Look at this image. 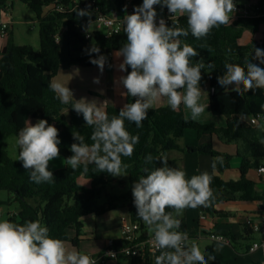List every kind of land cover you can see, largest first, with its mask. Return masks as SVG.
<instances>
[{"label":"trees","instance_id":"obj_1","mask_svg":"<svg viewBox=\"0 0 264 264\" xmlns=\"http://www.w3.org/2000/svg\"><path fill=\"white\" fill-rule=\"evenodd\" d=\"M111 1L115 11L123 16L128 0H21L36 15L40 49L36 50L32 45L16 44L10 27L6 31L0 54V191L12 194L13 200L10 198L7 204L17 202L19 208L15 215L9 216L8 211L0 220L21 225L27 221H39L42 226L48 228L50 237L64 242L72 241L74 245H78L83 233L82 218L87 215L100 216L116 207L115 196L106 195L107 201L101 204L104 188L110 184L124 185L128 182V193L120 199L128 203L131 221L139 224L143 238H146L149 235L147 232L149 228L136 215L132 185L145 175V168L152 170L163 166L162 158L167 160V166L182 169L176 160L168 157V154L173 150H181L179 142L187 130H194L198 136L215 135L222 143L235 146L237 156L242 159L241 179L225 181L218 173L231 167L232 156L216 151L210 144L187 147L190 153L211 156L212 192L215 190L226 192L236 201L261 200L256 184L246 175L253 166L264 165V132L260 135L258 127L248 123L253 115L261 114L264 117V90L246 92L242 86L239 91L229 90V86L223 88L218 84L217 77L225 73L227 63L239 64L246 68L245 59H251L250 54L255 55L253 49H264V15L232 17L231 23L214 27L201 39L194 38L190 31L188 36L178 38L181 46L187 43L197 50L198 55L192 58V63L201 61L205 65L201 75L208 81L212 91L208 102L210 110L215 116L225 115L226 126L218 127L215 123H199L187 119L182 106L175 111L170 106L149 109L147 119L139 128L134 122L125 120L126 130L131 135L138 136L139 142L134 146L131 157H121L123 163L128 165L124 176L114 177L106 172H99L92 163L87 164L86 170L83 163L77 169H72L66 164L63 168L52 171L53 182L37 184L30 180V170H25L21 161L9 156L4 148L5 139L10 135L18 136L19 130L25 126L27 120L35 124L37 120L45 119L50 125H54L59 131L60 155L64 157L72 153L70 147L77 142L73 138L75 133L82 135L85 143L89 145L93 143L91 140L93 127L86 123L74 124L63 113L65 110L76 113L72 109L75 101L61 103L49 85L61 66V45L56 39L57 34L65 32L67 45L80 47L85 52L92 45L98 46L102 55L107 57L105 65L111 61L110 53L118 51L126 43L124 27L120 33L111 36L94 31L92 38L87 39L76 23L79 18L108 13ZM248 1L258 6L264 5V0ZM130 2L134 7H138L143 0ZM12 3V0H0V24L7 10L12 9ZM60 7L63 10H60ZM85 8L89 9V16H77L76 11ZM257 13L259 14V11ZM172 26L187 29L186 15ZM253 62L259 64V61ZM83 66L96 65L90 63L88 59ZM259 66L264 68V64ZM128 99L131 101L132 97L128 96ZM104 111L111 119L118 116L120 109L108 106ZM246 118L248 121H244ZM148 155L153 157L151 163L145 162ZM216 201L213 199L210 202L207 211L210 214H224L214 208ZM166 212H172L181 222L179 230L187 232L183 217L177 216L171 208L166 209ZM71 230L76 231L75 238L70 237ZM203 254L206 259L209 255L215 256V260L209 261V264H225L217 259L212 245L207 246ZM151 260L149 253H145L141 258L131 259L132 264L141 261L149 264Z\"/></svg>","mask_w":264,"mask_h":264},{"label":"clouds","instance_id":"obj_2","mask_svg":"<svg viewBox=\"0 0 264 264\" xmlns=\"http://www.w3.org/2000/svg\"><path fill=\"white\" fill-rule=\"evenodd\" d=\"M156 5L166 7L172 14L170 18L176 14L186 15L188 28L169 27L163 18L157 24ZM235 11L234 0H143L132 14L126 15L124 33L127 40L114 53L117 58L123 57L118 69L127 72L114 82L126 89L121 95L135 99L111 119L95 100H75L67 86L51 82L49 87L61 103L67 104L74 99L72 109L82 114L86 125L93 127L91 145L85 143L79 133L73 134L77 142L70 147L73 155L66 159L67 165L77 169L83 163L86 170L87 164L92 163L99 172L124 176L128 165L121 157H131L139 142L138 136L126 130L125 120L141 127L148 117V110L162 98H166L174 111L181 105L189 109L191 119L195 121L205 111V106L199 102L201 70L205 65L201 61L193 64L192 58L198 55L197 50L187 43L181 46L178 38L188 36L189 31L196 39L204 38L214 27L231 23ZM76 14L89 16V9H78ZM253 51L255 55L250 54L251 59H245L246 68L239 64H225L226 71L217 77L218 84L223 88L234 84L238 91L240 86L246 92L264 90V68L259 66L264 64V49L254 48ZM86 53L90 57L96 54V58H90V63L96 65L102 74L107 57L100 54L96 45L86 49ZM93 82L99 84V77ZM60 143L58 129L45 119H39L35 124L27 120L19 130V161L25 170H30L32 182H53L49 163L59 158ZM152 160L151 155L145 157L146 163ZM161 164L163 166L152 170L145 168V175L132 185L136 215L153 233L151 243L160 251L155 264H209L215 256L209 255L206 259L195 242L189 243L187 233L177 230L180 220L166 209H173L178 216L188 207L209 206L212 177L204 172L189 179L184 170L167 166L165 158L161 159ZM0 264H96V261L87 254L70 250L64 241L50 237L48 228L39 221H27L21 225L0 220Z\"/></svg>","mask_w":264,"mask_h":264},{"label":"crops","instance_id":"obj_3","mask_svg":"<svg viewBox=\"0 0 264 264\" xmlns=\"http://www.w3.org/2000/svg\"><path fill=\"white\" fill-rule=\"evenodd\" d=\"M14 1L16 0H12L11 9L13 22L15 21ZM107 14L119 15L114 9V4H112L111 10L109 9ZM77 25L80 29L83 27L81 24ZM89 25L86 26L87 29L81 30L93 33L94 31H90V28H88ZM10 30L13 32L12 24L10 25ZM61 35L64 42V46L61 40L59 42L61 45V66L58 74L53 78V81L67 86L72 91L75 100H80L82 98L88 101L95 100V103L102 107L103 110L108 106L121 109L125 104L134 102L135 98L132 97V100L129 101L127 95H121V93L126 92V89H124L122 84L114 82L121 76H126V72H122L118 69V65L123 61V57H115L114 53L116 51L110 53L111 61L105 65L104 71L101 74L97 66H83V63L90 59L89 56L84 54L85 51L82 49V51H80V47H69L67 45L65 32ZM85 57H87L86 60ZM109 65H111V67ZM95 77H99V84L93 82ZM200 87L203 91V97L205 95V99L207 98L206 92L207 95L209 94L211 96V88L208 90L207 85H202L201 82ZM163 106H169L166 98H162L151 109H157ZM181 106L183 107L186 118L189 119L187 110H190L183 105ZM63 113L68 120L70 117L71 122L74 124L86 123L81 114L78 116L76 115L77 113H72L69 110H65ZM244 121H248V119L246 118ZM196 122L215 123L218 127H224L226 126L227 118L224 121V119H217L208 115L206 120L199 119L196 120ZM179 144L182 147L181 150L170 151L168 157L172 160H176L180 164L182 170L186 173V178L190 179L193 175H199L204 172H207L211 176L213 173L211 156L187 151V147L190 146L210 144L216 151L233 157L231 167L218 173V175L225 181H238L241 179L242 174L240 168L242 159L237 156V148L235 146L222 143L215 135L198 136L197 133L192 134L187 131ZM70 156H72V153ZM66 159L67 158L60 155L59 158L52 160V163H49V165H51L49 170L55 171L59 168H63L67 164ZM246 177L256 184V190L262 197L264 194V176L259 174L258 167L253 166L249 169ZM124 186L125 192L121 195L106 194L116 197V200H114L116 207L100 216L87 215L82 218L83 233L80 236L81 240L79 244L74 245L72 241L65 242V245L70 250L75 249L83 254H98L107 247L110 241L120 242L122 240L123 227L132 222L128 203L120 199L126 195V183ZM10 198L12 197L10 196L7 201H9ZM213 199L217 200L214 208L224 214H210L207 211L208 206H198L196 208L188 207L183 209L179 214V216L183 217L185 220L187 233L189 235V243L195 242L197 244L199 240H203L205 242L203 251L207 246H214L217 259L225 264H258L263 255L260 252L249 253L248 249L254 240L262 238V234L259 231H253L251 228L252 224L261 222L264 217V210L259 203L260 200L236 201L232 199L230 194L220 190L212 192L210 202ZM205 209L207 213H205ZM202 216H204L203 219L201 218ZM147 232L149 235L153 234L149 229ZM211 234L224 235L230 238L232 243L229 244L214 240L210 237ZM69 235L71 238H75L77 233L71 230ZM232 245L234 250L232 249ZM138 264L145 263L141 261ZM149 264H155L154 259H152Z\"/></svg>","mask_w":264,"mask_h":264},{"label":"built area","instance_id":"obj_4","mask_svg":"<svg viewBox=\"0 0 264 264\" xmlns=\"http://www.w3.org/2000/svg\"><path fill=\"white\" fill-rule=\"evenodd\" d=\"M134 7L130 0L126 2L125 5V13L123 16L115 15V14H107V13H99L95 16V22L98 28L102 29L105 28L106 31L104 32L107 36H111L113 34L120 33L123 29L124 20L126 15H130L133 13ZM63 10L62 7L59 8ZM164 11L162 15H157L156 21L157 24L159 20L163 18L167 24V26H172L177 24L180 18L183 15L176 14L172 18L171 13H169L166 7H163ZM259 11V14L257 13ZM256 15H264V5L258 6L253 2L248 1L247 5L239 6L236 4V11L233 14V17H250ZM13 22V16L10 9L4 15V20L1 22V33L0 37L4 38L6 31L10 27ZM87 39L92 38V33L89 31H82ZM62 33L56 35L57 41L60 42V36ZM249 124L253 126H257L261 123L264 127V117L261 114L253 115L249 118ZM259 174L264 176V165L258 167ZM260 205L264 210V194L262 199L260 200ZM9 216H13L16 214L15 210H9ZM4 217L3 210L0 209V219ZM202 219L204 216L201 217ZM253 231H259L262 234V238L258 240H254L251 245L249 246L248 252L255 253L260 252L263 257L259 261L258 264H264V217L261 222L254 223L251 226ZM178 231H181L177 229ZM185 232V231H181ZM187 233V232H186ZM188 235V233H187ZM210 237L214 240L223 241L226 243H232L231 239L221 235V234H211ZM189 238V235H188ZM153 239V234L148 235V237L143 238V231H141L140 226L138 223L131 222L129 225H126L122 229V240L117 244L115 241H110L107 247L98 254H87L92 259L96 261V264H109L110 261L118 260L120 258H141L145 253H149L152 259H156L159 250L155 249L153 244L151 243Z\"/></svg>","mask_w":264,"mask_h":264},{"label":"rangeland","instance_id":"obj_5","mask_svg":"<svg viewBox=\"0 0 264 264\" xmlns=\"http://www.w3.org/2000/svg\"><path fill=\"white\" fill-rule=\"evenodd\" d=\"M234 3L239 5V6H245V5H247L248 0H234ZM14 4H15V13H14L15 21L12 23V26H13L14 39H15L16 44H18V45H32L36 50H39L40 49L39 25H38V21H37L35 13L31 9H29L20 0L14 1ZM112 4H113V2L111 1L110 5H109L110 10L112 8ZM155 8L157 11V15L163 14L164 9L160 5H157ZM76 23L81 24L83 26V27H81L82 30L87 29L86 26H88L90 24L88 27V28H90V31H102V32L106 31L105 28L100 29L97 27L96 22H95V17L79 18ZM247 35H248L247 37H249V34H247ZM60 40H61L62 45L64 46L62 35L60 36ZM4 42H5L4 38L0 39V49L3 46ZM77 48H79V47H77ZM79 49H80V51H82L81 48H79ZM84 54H87V53L85 52ZM100 54H102L101 51H100ZM87 56H89V55L87 54ZM86 58L87 57H85V60H86ZM89 58H96V54L93 53L91 55V57L89 56ZM200 82L202 83V85L206 84L208 87V90H210L209 83L204 77H202ZM202 94H203V91L201 93V97H200L199 102L205 106V111L198 118L201 120H206L207 116L210 115L211 117H215L217 119H224V121H225L227 118L225 115L214 116L212 114L210 107H209V103H208L210 95L209 94L207 95V92H206L207 98L205 99V95L203 97ZM76 115L80 116V114H76ZM187 115H188V118L190 120H192L190 111H188V110H187ZM198 118L196 120H199ZM69 121H71L70 117H69ZM201 123H203V122H201ZM204 123H208V122H204ZM75 124H77V123H75ZM187 132L192 133V134H194V133L196 134V132H194L193 130H187ZM17 138H18V136H16V135H10V136L6 137L5 142H4L5 150L8 152L9 156L14 160H19V147L17 145ZM72 155H73V153H72ZM68 157H70V156H68ZM68 157H65V158H68ZM50 163H52V161H50ZM49 167H51V165H49ZM128 189H129V185L127 182L126 183V193H128ZM124 192H125V186L124 185L110 184V185L106 186L104 188V191H103L101 204H103L107 201V198H106L107 193H109L111 195H113V194L114 195H121ZM11 195L12 194H10L6 191H0V202H1L0 208L3 210L4 214H6L9 210L17 211L19 208L17 202H13L12 205L7 204V200ZM12 200H13V198H11V201ZM204 211H205V213H207L206 209ZM197 245L200 247L201 251H203L205 242L203 240H199ZM232 249L234 250L233 245H232ZM109 264H132V261L130 258H120L118 260L110 261Z\"/></svg>","mask_w":264,"mask_h":264},{"label":"water","instance_id":"obj_6","mask_svg":"<svg viewBox=\"0 0 264 264\" xmlns=\"http://www.w3.org/2000/svg\"><path fill=\"white\" fill-rule=\"evenodd\" d=\"M239 89H240V87H239ZM229 90H237V89H235V85L232 84V85H229ZM258 132L260 135H262L264 132V127L261 123L258 124Z\"/></svg>","mask_w":264,"mask_h":264}]
</instances>
